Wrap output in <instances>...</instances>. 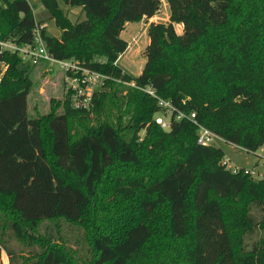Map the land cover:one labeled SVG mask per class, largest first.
Wrapping results in <instances>:
<instances>
[{
	"label": "trees",
	"instance_id": "16d2710c",
	"mask_svg": "<svg viewBox=\"0 0 264 264\" xmlns=\"http://www.w3.org/2000/svg\"><path fill=\"white\" fill-rule=\"evenodd\" d=\"M62 1L84 17L40 0L61 29L51 36L29 0H0L1 37L29 43L39 25L54 57L151 86L195 119L164 129L156 97L113 79L88 109L65 95L30 115L33 70L45 63L0 52V212L17 239L40 246L25 260L83 264L60 235L39 230L63 218L89 231L85 264H264V179L196 140L203 124L253 154L264 144V0H166L169 18L148 23L137 74L118 61L128 47L121 31L155 15L161 0Z\"/></svg>",
	"mask_w": 264,
	"mask_h": 264
},
{
	"label": "rangeland",
	"instance_id": "374dc122",
	"mask_svg": "<svg viewBox=\"0 0 264 264\" xmlns=\"http://www.w3.org/2000/svg\"><path fill=\"white\" fill-rule=\"evenodd\" d=\"M33 7V14L36 21L40 22L41 26L45 27L46 33L51 36H58L61 29L56 26L54 20L50 18L49 11L42 5L40 0H29ZM60 7L68 14L71 20H76L81 17L82 9L79 10V5H68L62 0H59ZM155 18L157 20H168L169 7L166 0H161V8L156 13ZM149 20L131 21L129 27H126L122 31L121 36L128 42L125 55L121 59L120 65L125 67L132 74L140 72L142 66L141 60L144 62L146 59L144 55V49L149 41L147 34V26ZM177 31L181 30V25H175ZM56 67V65H55ZM34 86L28 97V108L30 115H40L49 112L51 103H56L60 99L65 98L64 86L62 84V73L56 69L46 71L44 68L35 67L33 70ZM144 131L139 132L142 137ZM215 145L223 146L225 150V156L228 160L229 167L233 168L237 165L251 166L253 160L256 159V155L246 152L243 149L237 148V146L229 145L222 142V140H215ZM261 156L260 169L264 171V144L256 151ZM258 161V160H257ZM239 167V166H238ZM256 214H258L256 212ZM8 217L4 216L0 212V243L4 245L7 253L4 249L0 253V264H31L30 261H26L25 257L29 256L32 252L40 250V246L34 244H27L21 242L15 234L9 229L7 223ZM40 232L43 235H53L56 237L60 235L66 244L71 248L74 254L79 258L80 262L85 264L90 261L93 251L89 243V231L80 222H68L63 218L58 220H44L39 227ZM259 232H255L251 235H247L245 241L250 244L251 241L257 239Z\"/></svg>",
	"mask_w": 264,
	"mask_h": 264
},
{
	"label": "built area",
	"instance_id": "2783aa9c",
	"mask_svg": "<svg viewBox=\"0 0 264 264\" xmlns=\"http://www.w3.org/2000/svg\"><path fill=\"white\" fill-rule=\"evenodd\" d=\"M10 51L18 53L22 60L31 65L45 63V70L56 69L62 73V84L65 95L68 96L71 106L77 109H88L92 105L94 94L103 88L108 79L122 81L126 85L139 87L151 96L156 97L160 112L156 115L155 121L164 129H169L172 120L188 118L195 119L194 111L185 113L176 108L169 100L161 98L151 86H138L134 80H121L112 77L100 70H97L77 58H56L47 49L43 37L40 33L39 25L34 28L32 42L18 44L17 42L4 39L0 35V52ZM3 65V64H1ZM56 65V67H55ZM196 140L201 144H214L215 140L223 139L203 124H197ZM229 158L225 156L224 162L227 164ZM227 166H229L227 164ZM237 168V166H234ZM250 176L254 179H264V172L258 169L246 168Z\"/></svg>",
	"mask_w": 264,
	"mask_h": 264
},
{
	"label": "crops",
	"instance_id": "0c3cea01",
	"mask_svg": "<svg viewBox=\"0 0 264 264\" xmlns=\"http://www.w3.org/2000/svg\"><path fill=\"white\" fill-rule=\"evenodd\" d=\"M79 10L81 11V6H79ZM67 14V13H66ZM68 15V14H67ZM155 16H156V14L155 15H153L152 17H150V18H148L147 20H149L148 22H150V21H152V20H157L156 18H155ZM81 17H83V12H82V14H81ZM144 19H146V18H142L141 20H144ZM129 23L130 22H127L126 24H125V28L126 27H129ZM125 28L122 30V31H124L125 30ZM122 31H121V33H122ZM146 31H147V29H146ZM60 34H61V32L59 33V35L58 36H60ZM129 45V44H128ZM126 51V50H125ZM125 51L122 53V54H120L119 55V58H118V61H119V63H121L120 61H121V59L123 58V56L125 55ZM144 62H145V60H144ZM144 62L141 60V62L140 63H142V66H143V64H144ZM142 66H141V68H140V71H141V69H142ZM124 68V70H126V71H128L125 67H123ZM223 142V141H222ZM229 145H232V144H229ZM234 146H237V145H234ZM222 148H223V146H221ZM237 148H240V149H243V150H245L244 148H242V147H239V146H237ZM223 150H224V148H223ZM246 151V150H245ZM224 152H225V150H224ZM247 152V151H246ZM250 153V152H249ZM226 154V153H225ZM258 158L261 156V154H258L257 152H255L254 153ZM256 157V159L255 160H253V164L251 165V166H244V165H237V164H235L237 167L239 166V167H245V168H255V169H260L259 167L261 166L260 165V159H258ZM262 157V156H261ZM258 160V161H257ZM255 163H257V164H255ZM261 171L262 172H264L262 169H261Z\"/></svg>",
	"mask_w": 264,
	"mask_h": 264
}]
</instances>
